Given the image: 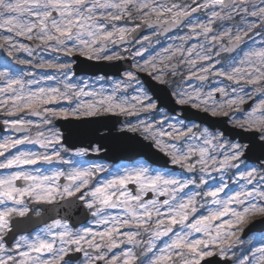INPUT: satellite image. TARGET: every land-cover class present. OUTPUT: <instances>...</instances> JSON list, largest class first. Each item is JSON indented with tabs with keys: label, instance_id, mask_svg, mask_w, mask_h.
<instances>
[{
	"label": "snow or ice",
	"instance_id": "snow-or-ice-1",
	"mask_svg": "<svg viewBox=\"0 0 264 264\" xmlns=\"http://www.w3.org/2000/svg\"><path fill=\"white\" fill-rule=\"evenodd\" d=\"M192 4L195 7L175 2L158 3L157 0H0V29L14 33L16 37L37 40L53 52L113 60L119 56L105 54L108 45L125 41L141 26L119 27L116 22L138 19L141 24H155L164 31L187 22L193 36L204 38L198 51L195 44L187 48V55L183 45L175 49L169 46L163 53H157L143 64L136 63L134 67L137 71L148 72L153 80L164 85L169 83L166 79L169 69L172 76L177 74L171 61L179 54L183 57L179 63L188 65L190 78L203 82L213 75L235 84L237 87L232 88L231 94L226 87H218L207 94L200 88L191 92L178 89L173 95L177 97V104L191 102L192 107L202 108L213 116H227L229 110L236 108L242 116L234 120L235 125L258 132L264 147V47L249 49L238 60L233 59L220 68L213 63H203L212 60L214 49L218 48L216 56L236 50L248 32L257 27L252 21L237 25L235 30L224 28L217 32L214 24L244 14L258 17L260 27H264V0L258 3L256 0H203V3L192 0ZM198 9L210 10L206 22L193 23L186 19ZM0 49L5 50L10 58L0 68V109L7 116H17L27 110L31 115L42 117L41 123L46 125L51 123L49 117L93 116L101 112L134 115L157 109L149 95L152 86L145 89L132 71L125 73L126 79L117 83L110 95H102L98 100L80 101L70 109L57 111L46 107L61 99L94 97L96 93L84 92L83 89L73 91L75 86L71 83H64L63 91L57 87H39L40 81L25 78L30 73L12 66V62L33 64L35 57L28 45L14 40L12 35H0ZM20 52L27 53L32 59L20 58L17 55ZM194 52L195 58H192ZM134 55H142V52L137 51ZM58 61L59 57L41 59L36 67L66 70L70 66ZM64 75H67L66 71ZM43 79L55 77L45 76ZM133 82H137V95L130 100L116 96L117 89L126 91ZM246 87L251 91L246 92ZM215 93L222 97L220 101L215 100ZM254 97L259 99L250 111L239 107ZM166 122L161 121L160 125ZM3 123L16 132L33 126V121L24 118L5 119ZM193 127L180 122V127L172 124L166 130L141 121L137 125L129 124L128 130H142L146 138L150 137L156 147L170 157L172 165L187 172L198 170L201 174L198 181L141 164L93 184L96 174L106 170L100 164L81 166L65 160L61 155L63 150L54 147L60 143V137L55 133L45 136L43 132H37L35 138L23 135L0 140V157H4L0 159V169L6 170L0 175V264H73V253H83L84 259L80 264H202L206 258L214 256L228 259L229 253L241 242L239 234L244 233L246 227L249 231L255 227L257 221L252 218L260 217L259 222L264 224V164L240 171V160L244 154L240 144L221 143V137L207 129L196 135ZM188 138L201 143L185 147L169 143ZM23 144H38L45 151L20 150L5 156ZM49 148L51 153L47 151ZM218 151L221 156L217 155ZM86 152V149H79L75 155L83 156ZM54 160L70 165L69 169L45 173L38 168L34 171L24 168ZM210 169L221 174L236 169L237 180L243 183L226 193L229 181L221 175L218 184L207 187L206 177ZM61 178L66 181L63 185L59 183ZM129 185H135V191L130 190ZM190 186L197 190L186 191ZM148 193L152 194V199H145ZM58 199L79 200L95 218L96 230L91 227L73 230L68 222L54 219L34 234L13 236L11 246L6 244V237L14 232L16 218L27 217L33 211L35 216L41 215L39 209H30L28 202L53 204ZM206 205L211 206L201 214L200 210ZM109 209H119L122 215L108 214ZM101 225L104 226L102 231L99 230ZM177 226L180 231L174 230ZM162 237L168 239L160 247L157 241ZM252 243L249 241L250 245ZM256 243L259 246L249 249L250 256L239 258L237 264H264V235ZM126 245L130 247H122ZM114 249L120 251L113 252Z\"/></svg>",
	"mask_w": 264,
	"mask_h": 264
},
{
	"label": "rangeland",
	"instance_id": "rangeland-1",
	"mask_svg": "<svg viewBox=\"0 0 264 264\" xmlns=\"http://www.w3.org/2000/svg\"><path fill=\"white\" fill-rule=\"evenodd\" d=\"M158 3H178L181 5H189L191 7H195V5L192 4V0H167V1H161L157 0ZM258 3L259 0H256ZM197 3H203V0H197ZM218 10V9H217ZM249 10L251 11V7L249 6ZM210 15V10L207 9H198L193 16H191L190 20L195 23V22H206L208 19V16ZM243 16V20H242ZM255 21L257 27L252 29L251 31L248 32L247 36H245V44L243 48L236 54L233 55H226L225 52H221L219 56H216V51L217 49H214L211 53L212 55V60L211 61H206L203 62L205 64L207 63H213L215 64L216 68H220L223 66H227L229 63L232 62L233 59H239L240 57L243 56V53L248 51L249 49L252 48H261L264 47V27H260L261 21L258 17H251V16H245L244 14L240 15H235L232 20H225V21H217L214 24V28L217 32L221 31L224 28H233L235 30V27L237 25L243 26L245 22H252ZM140 20H135L133 21H127V20H121L119 22H116L119 27H128L132 28L136 24H138ZM0 35H12L14 40L19 41L20 43L26 44L33 50V56L35 59L33 60V64L31 65H17L15 62H12V66L18 70H22L25 73H30L31 75H26V79H35L37 81H40V84L38 85L39 87H57L60 88L62 91L64 90V83H71L74 85L73 91H79L83 89L84 92L88 93H96V96L90 97V96H80V97H75L73 96L71 100H58L55 104H49L46 107L55 109L59 111L60 109H70L72 107H75L76 104H78L80 101H90V100H98L100 97L107 96L112 94L113 88L115 85L121 81H124L126 79L125 73L128 71H132L135 76L137 77V81L141 86H143L145 89H147L144 84H142L141 79L139 78V75L136 73L137 69L134 67L132 69H127L122 71V76L121 77H106L104 75H87V74H80V75H75L73 72V63L75 61L74 55H65L64 53L60 52H53L50 49L44 48L43 46H40L38 48H35L33 46V43L37 42L40 44L39 41L37 40H27L24 37H16L14 33H8L5 29H0ZM147 37L148 39H145ZM182 37H190L188 39H181ZM204 43V38L203 36H193L190 32V26L186 22L185 26L183 27L182 30H180L178 33H175L174 35H170L167 37L160 38L158 35L157 30H152L145 35H143L141 38L137 39L135 42L132 44H127V45H121V46H116V44H109L107 52L105 54L107 55H112L113 53L117 55H122L123 53H127L128 55L133 56V63H140L143 64L145 60H151L152 57L156 56L157 53H163V50L165 48H168L169 46H172L173 49L179 48L181 45H183V48L185 49V55H187L186 50L187 48L191 47L193 44L197 45V51L199 50V45ZM225 44H227V40L224 41ZM137 51L142 52V55H134ZM78 54V53H74ZM20 58L24 59H32V57H29L27 53L20 52L17 54ZM56 57H59L58 62H63L67 63L70 66L66 70H56L53 69L52 72L47 71L45 68H39L36 67V65L40 62L41 59L44 60H50L54 59ZM195 58V52L193 53V57ZM183 59L179 54L177 57L171 61L173 64L174 62H178L179 64V69L177 70V74L175 76L171 75V70L169 71V75L166 77V79L169 81V85L171 86L172 93H174L178 89H186L191 92L192 89H197L200 88L204 94H207L209 91H212L214 88L218 87H226L229 93L231 94L232 88L237 87L235 84H232L230 81H227L223 77H217L213 75H209L206 81H199L198 79L192 78L189 80L187 77H189V71H188V65L185 63H179V61ZM10 60V58L7 57V52L3 49H0V68H2L5 64L6 61ZM219 61V63H217ZM66 71L67 75H64V72ZM45 76H53L55 79L52 80H45L43 79ZM182 76V77H181ZM185 76V77H184ZM32 87H36V85H33ZM136 87H137V82H133L132 86L128 88L126 91H121L120 89L116 90V96L120 99H131L132 96L137 95L136 92ZM246 92H250L251 88L246 87L245 88ZM149 95L152 96V94ZM175 96V95H174ZM177 99V97L175 96ZM214 98L216 101H220L222 98L218 99L216 97V93L214 94ZM259 97H254L253 99H250L252 102V105L245 111H250L251 108L255 103L258 102ZM248 100V101H250ZM247 101V102H248ZM152 102L156 103L155 100L153 99ZM191 103V102H190ZM192 105V103H191ZM240 107V106H239ZM0 112H4L3 109H0ZM143 112V111H142ZM102 113V112H101ZM147 113V114H146ZM146 114V115H145ZM145 114L142 115V117L135 119L134 121L127 123L123 125V128L128 129V125H137L139 122L144 121L145 123H152L154 126H162L164 129H168L169 125L175 124L177 127H180V122H183L184 125L188 127H193V131L196 135H199L200 132L204 131L207 129L206 127L202 126L199 127V125H196L195 123L189 122L187 123L183 119H181L179 116L171 115L168 114L167 116L164 114L162 110H156V112L149 111L145 112ZM145 115V116H144ZM28 116H31V114L25 110L24 112H21L17 114V116H13L11 118H6L8 120L16 119V118H24L27 120L33 121V126L31 127V130H33L31 133L28 131L27 133H24L22 135H16L11 133V129L6 126L5 127V132L0 133V140H3L5 137L12 136L14 138H19L23 135H30L33 138H35L37 132H43L45 136H50L51 134L55 133L60 137V143L57 145H54V147L58 150H63L61 151V155L63 154L65 156V160H71L76 164H79L81 166L87 165V164H100L103 166V168L106 171H102L100 173H97L96 176L93 178V184L99 183L105 179H110L113 174H116L120 172L123 169H128V168H133L136 166H139L141 164H145L150 167L149 164L144 162L142 159L138 160L134 164H129V163H121V164H110L107 163L106 161H94L88 163L87 161H83V156H76L75 153L79 149L75 150H66L64 148V144L61 141V133L60 131L56 130L55 128H47L41 129V121L42 119L39 120H33L32 118H28ZM72 116V115H69ZM229 121L234 123V120L237 117L242 116V113L237 112L236 108H233L229 110ZM75 117H81V116H75ZM5 120V119H3ZM167 121L166 123H163L160 125L161 121ZM39 125V127H37ZM30 130V131H31ZM210 133L214 135H218L221 137V143H225L226 145L229 143H238L240 144L237 140H229L227 137L223 138L224 136L221 134L220 131L218 130H209L207 129ZM140 133L143 134L144 137H146V134L143 133L142 130H138ZM150 138V137H148ZM169 143H176L175 141H169ZM198 143H201L200 141H196L194 139L188 138L184 140L183 142L176 143L178 147H185L188 144L196 145ZM155 144V143H154ZM243 147L244 150V145L240 144ZM156 146V145H155ZM84 149V148H83ZM20 150H25V151H33V152H44L45 149L41 148L38 144H23L17 146L15 149H11L9 153H6L5 156L15 154L17 151ZM49 153H51V148L47 150ZM218 156H221L222 154L218 151L217 153ZM0 159H4V157H0ZM69 165H66L64 169L67 168L69 169ZM252 167H257L259 168L260 165L258 164H251L247 162L245 159L241 157L240 160V171L245 170V168H252ZM25 170L29 171H34L35 169H40V171L45 172V173H50L52 171H55L56 169H47V168H39L37 165L34 166H24ZM153 170H160V171H165L168 172L172 175H176L180 178H191V179H196L197 181L199 180L200 173L197 170L195 173L191 174H185L184 172H178V171H173L172 169H161L157 167H150ZM14 170V169H13ZM6 170H1L0 175L4 174ZM7 171H12V170H7ZM223 175L224 179L226 181H229V187L226 189V193H229L233 190H235L238 186L239 183H243V181H238V172L236 169H230L227 172L221 174L219 172L213 173L211 169L209 170V175L206 177L208 180L207 187H212L220 182V177ZM231 181H236V183H233ZM233 184V185H232ZM232 185V186H231ZM231 186V187H230ZM130 189V188H129ZM131 190V189H130ZM194 187L190 186L189 189L186 191H196ZM225 194H222V196ZM211 205H206L205 208L200 210V213L203 214L207 207H210ZM108 214L111 215H122L121 211L119 209H109L107 210ZM258 217H254L252 219H255ZM81 227H91L94 230H96V224H95V218L92 216L86 223H84ZM78 227L77 229L81 228ZM103 225L100 226L99 230H103ZM76 229V230H77ZM175 231H180L179 226H177ZM34 234V233H33ZM31 235V234H29ZM241 235V234H239ZM264 235V232H258V233H251L248 235V237H241V242L236 245V247L232 250V252L229 253V257L232 258V264H237V261L239 258H243L245 255L250 256L249 249L251 247L259 246L258 243H256L259 239L260 236ZM167 237H162L160 241H157L158 246L162 247L163 246V241L167 240ZM249 241H252L253 243L250 245ZM124 247H130V246H124ZM119 252V251H117ZM84 259V258H83ZM79 260L76 263L73 264H80V262L83 260Z\"/></svg>",
	"mask_w": 264,
	"mask_h": 264
},
{
	"label": "water",
	"instance_id": "water-1",
	"mask_svg": "<svg viewBox=\"0 0 264 264\" xmlns=\"http://www.w3.org/2000/svg\"><path fill=\"white\" fill-rule=\"evenodd\" d=\"M141 24L130 36L123 42L117 43H132L137 37L142 35L146 29L153 27ZM176 27L169 29L168 31L174 30ZM162 32L164 34L165 32ZM77 61L74 64L75 72L77 74L88 73V74H98L103 73L104 75H120L121 71L125 68H131V58L128 56H122L118 59L113 60H93L87 59L81 55L75 56ZM176 67L177 65L174 64ZM146 84L152 86V93L157 97V105H164L170 110L175 111L179 106L174 103L172 94L170 93L167 85H161L157 81L153 80L148 73L139 72ZM183 108L182 115L187 119H197L201 120L210 126H218L231 137L239 136L241 141H247L248 146L244 155L251 160L264 159V147L261 146V141L258 137L259 133L251 130L240 129L236 126H231L226 122L227 116L219 115L213 116L206 112L197 111L190 106L181 105ZM133 118L132 115L119 114V113H103L100 115H93L81 118H71L59 121L61 123V128L64 130L62 135V141H64L69 147L76 146H89L91 147L94 142H97L101 149H104L101 153L97 154L109 160L116 161L118 159H133L139 155L144 156L146 159H150L153 163L158 165L170 166L169 158H167L163 153H161L156 148H153L151 141H145L138 135V133H133L128 130H118L117 124L123 121ZM175 167V165H172ZM52 209L59 213L60 215H65L71 218L74 223L80 221H86L90 216L89 212L85 209L79 200H61L55 202L52 205ZM260 217L255 219L257 221L254 228L251 231L245 228L243 236H247L248 233L252 231L264 230V224H261ZM17 225V224H16ZM15 232L18 229L14 230ZM115 250V249H114ZM75 258V257H72ZM231 259H222L219 256H214L206 258L202 264H230ZM100 264V262H98Z\"/></svg>",
	"mask_w": 264,
	"mask_h": 264
},
{
	"label": "flooded vegetation",
	"instance_id": "flooded-vegetation-1",
	"mask_svg": "<svg viewBox=\"0 0 264 264\" xmlns=\"http://www.w3.org/2000/svg\"><path fill=\"white\" fill-rule=\"evenodd\" d=\"M182 77V76H181ZM185 77V76H184ZM188 79H192V78H190V77H188ZM53 104H55V103H53ZM1 114H2V116L4 117V118H2V119H0V123H1V125H2V130H0V133H4L5 132V127H6V125L3 123V119H6V118H11V117H13V116H7L6 115V113L5 112H0ZM0 114V115H1ZM31 116H33V117H36V119H33V120H39V119H42V117H40V116H35V115H31ZM31 116H28V118H32ZM1 117V116H0ZM56 118H58V117H49V119L51 120V123H49V124H41V129L42 128H44V129H47V128H50V127H52V128H55L56 130H60V128H59V126L56 124ZM60 118V117H59ZM197 124H199V127H202V126H204L202 123H197ZM11 129V128H10ZM31 127L30 128H28L27 129V132L29 131L30 133L34 130H31ZM27 132H25V133H27ZM22 134H24V133H22ZM84 159H86V157L84 156L83 157ZM37 166L39 167V168H47V169H56V170H63V171H67V168L66 169H64L65 168V166H66V164H63V163H58V164H51V165H48V164H42V163H38L37 164ZM70 166V165H69ZM2 169H0V171H1ZM18 183V182H17ZM59 183L61 184V185H63L64 183H66V181L63 179V178H61V180L59 181ZM18 185H20V184H18ZM153 198V196L152 197H150V199H152ZM28 206H29V208L30 209H33V210H35V209H39L40 210V212L41 213H43V211H44V209H42L41 207H40V205L39 204H34V203H32V202H28ZM32 214L33 215H35V213H34V211L33 212H31L30 213V215L32 216ZM37 217V216H36ZM54 219H61L62 221H66V222H68V224H69V226L70 227H72V228H78V227H81V223H78V224H75V225H72L71 223H70V221L64 216V217H62V216H58V215H54L52 218H50V219H47V220H44V221H42L41 219H37V221L35 222V223H33V225L31 226V229L30 230H26V229H23L22 231H17V232H15L14 234H13V236H15L16 238H18L20 235H29V234H33L36 230H38L39 228H42V227H44L46 224H49V223H51L52 222V220H54ZM6 242V244L8 245V246H11V242L8 244L7 243V240L5 241ZM83 255V254H82Z\"/></svg>",
	"mask_w": 264,
	"mask_h": 264
},
{
	"label": "bare ground",
	"instance_id": "bare-ground-1",
	"mask_svg": "<svg viewBox=\"0 0 264 264\" xmlns=\"http://www.w3.org/2000/svg\"><path fill=\"white\" fill-rule=\"evenodd\" d=\"M45 69H47V71H49V72H52L53 71V69H48V68H45Z\"/></svg>",
	"mask_w": 264,
	"mask_h": 264
}]
</instances>
